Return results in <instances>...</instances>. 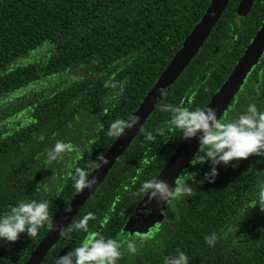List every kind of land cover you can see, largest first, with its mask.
I'll list each match as a JSON object with an SVG mask.
<instances>
[{
    "label": "trees",
    "instance_id": "trees-1",
    "mask_svg": "<svg viewBox=\"0 0 264 264\" xmlns=\"http://www.w3.org/2000/svg\"><path fill=\"white\" fill-rule=\"evenodd\" d=\"M209 2L0 0V211L19 200L46 199L54 224L76 194L75 169L90 174L96 154L116 138L107 134L110 124L130 117ZM238 2L229 0L202 48L66 227L93 213L89 232L120 244L118 264H163L178 250L188 264H264V212L254 206L264 157L217 164L212 183L204 180L212 167L207 159L189 164L176 184L188 183L191 193L162 205L137 253L128 252L130 235L123 231L145 194L140 185L154 180L182 140L165 125L169 114L160 106L204 108L263 22L264 0L241 21ZM245 80L238 110L248 102L264 110V64ZM149 132L154 141L145 139ZM58 140L69 147L48 163L46 151ZM48 230L45 225L35 237L21 233L0 243V264H28ZM212 234L209 246L204 236ZM85 235L74 230L70 239L59 237L38 264H54Z\"/></svg>",
    "mask_w": 264,
    "mask_h": 264
},
{
    "label": "clouds",
    "instance_id": "clouds-1",
    "mask_svg": "<svg viewBox=\"0 0 264 264\" xmlns=\"http://www.w3.org/2000/svg\"><path fill=\"white\" fill-rule=\"evenodd\" d=\"M157 91L160 96L167 94L165 87H160ZM160 110L169 114V119L164 123L170 130L179 132L181 139L193 138L199 133L198 140L204 155H195L189 163L196 165L204 163L207 159L212 167L208 173H205L204 180L209 183H212L217 175L215 167L217 164L227 165L230 161L247 159L249 156L264 157V110H258L254 102L241 106L240 111L226 120L218 119L217 110L209 106L190 108L163 104ZM139 121L140 117L137 115H132L127 120L116 119L110 124L107 134L120 137L125 129L134 128ZM155 131L161 135L164 133L162 128H157ZM38 139L44 138L40 136ZM145 139L154 141L155 137L149 132L145 135ZM68 147V144L56 141L51 149L46 151V162L56 160ZM76 158H80L79 153ZM108 163L105 153L98 152L93 166L99 169ZM144 163L147 164L149 161L145 160ZM72 179V187L76 193L85 189L91 190L97 183L95 176L89 179L88 174L78 167ZM139 191L146 194L147 201L138 211L148 216L151 214V209L146 207L148 203L155 200L156 206L159 207L170 198L190 194L192 189L186 182L170 187L167 181L154 179L143 182ZM254 206H258L259 210L264 212V185L260 186ZM68 210L70 209L66 207L65 211ZM90 219H95V216L88 212L79 220H74L67 229L61 228L59 237L63 239H70L69 233L74 230L86 235L78 246L60 255L54 264H118L121 258L120 244L111 237L106 238L98 233L89 232ZM45 225L49 229L53 227L48 200H19L14 205H9L6 211H0V243L15 242L21 233H25L30 238L35 237L38 230ZM215 239L214 234L204 236V241L209 246ZM126 247L129 253L134 254L137 251L133 240H129ZM162 259L163 264H188L187 256L179 250L175 256H165Z\"/></svg>",
    "mask_w": 264,
    "mask_h": 264
},
{
    "label": "water",
    "instance_id": "water-1",
    "mask_svg": "<svg viewBox=\"0 0 264 264\" xmlns=\"http://www.w3.org/2000/svg\"><path fill=\"white\" fill-rule=\"evenodd\" d=\"M253 1L254 0H239L236 7V14L241 17L246 16ZM228 2L229 0H210L209 5L205 9L200 20L184 38L181 47L174 53L164 70L158 76L152 88L145 94L138 107L130 115L139 116V123L130 130L125 129L124 134L114 139L105 152L109 163L99 169L94 167L88 175L89 179L92 176H95L97 178V183L91 190L85 189L74 195L67 206L70 210H64L57 217L53 227L49 229L41 238L36 249L29 257L28 264H38L41 261L47 250H49L59 238V231L61 228L66 229L86 200L94 193L97 187L105 179L112 165L127 149L129 144L141 130L146 119L166 96H160L157 89L165 87L167 89V93L169 92L174 82L179 78L191 60L202 48L205 40L208 38L212 29L215 27L227 8ZM263 51L264 20L252 37L251 41L246 45L244 51L236 61L225 81L212 95L205 106L215 108L217 110L218 119L223 117L224 112L241 89L249 72L258 62ZM198 136L199 133H197L196 137L182 139L154 179L165 180L168 182L170 187L174 186L181 173L190 164L189 161L193 159L195 154L201 148ZM145 201H147L146 194H144L138 202L123 226V231L129 235H146L148 230L152 228L158 220V215H160L163 203L159 207L156 206L155 200L148 203L146 207L151 209V214L144 216L140 213V211H138V209L145 206Z\"/></svg>",
    "mask_w": 264,
    "mask_h": 264
},
{
    "label": "flooded vegetation",
    "instance_id": "flooded-vegetation-1",
    "mask_svg": "<svg viewBox=\"0 0 264 264\" xmlns=\"http://www.w3.org/2000/svg\"><path fill=\"white\" fill-rule=\"evenodd\" d=\"M257 1L258 0H254L253 2H252V4H251V6H250V8H249V18H250V13H251V11H252V8L257 4ZM242 20V18L239 16V21H241ZM251 41V39L249 40V42ZM264 64V51H263V53H262V55H261V57L259 58V60H258V62L253 66V68L251 69V71L249 72V77H250V75H251V73H253V70L254 69H258L259 67H261V65H263ZM248 77V76H247ZM246 81V80H245ZM243 87V86H242ZM242 87H241V89L240 90H242ZM239 92L237 93V95L235 96V98L233 99V101H232V103H231V105L229 106V111H228V113H227V119L228 118H231L232 117V115L233 114H236L239 110H238V107H239ZM226 113H224V115H225ZM223 115V116H224ZM245 219H247V218H245ZM244 228V229H247L248 227L247 226H244V225H241V228ZM240 229V228H239ZM152 231H154V229H151ZM151 232V231H150ZM235 234H237V230L234 232ZM248 235H249V232H248ZM133 237H135L137 240H141V239H143V242H144V240H145V238L147 237V236H138V235H133ZM128 238H130V237H128ZM139 244V243H138ZM140 247L139 246H137V251H136V253L138 252V249H139Z\"/></svg>",
    "mask_w": 264,
    "mask_h": 264
},
{
    "label": "rangeland",
    "instance_id": "rangeland-1",
    "mask_svg": "<svg viewBox=\"0 0 264 264\" xmlns=\"http://www.w3.org/2000/svg\"><path fill=\"white\" fill-rule=\"evenodd\" d=\"M133 235H138V236H141V237H142V235H139V234H132V235H130L129 240H133V241H135L136 246H138L139 244H141V243L143 242V239H141V240H137L135 237H133ZM138 243H139V244H138Z\"/></svg>",
    "mask_w": 264,
    "mask_h": 264
}]
</instances>
